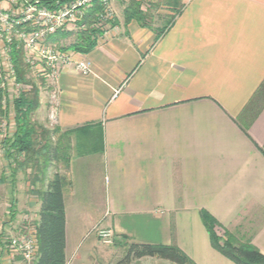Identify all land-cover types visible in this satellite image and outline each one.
Wrapping results in <instances>:
<instances>
[{
    "label": "crops",
    "instance_id": "1",
    "mask_svg": "<svg viewBox=\"0 0 264 264\" xmlns=\"http://www.w3.org/2000/svg\"><path fill=\"white\" fill-rule=\"evenodd\" d=\"M181 5L162 28L120 19L77 57L90 73L60 70L52 106L40 103L57 138L77 130L63 191L67 264L85 222L128 244L175 246L194 264H233L211 247L202 210L218 236L264 255V0Z\"/></svg>",
    "mask_w": 264,
    "mask_h": 264
},
{
    "label": "trees",
    "instance_id": "2",
    "mask_svg": "<svg viewBox=\"0 0 264 264\" xmlns=\"http://www.w3.org/2000/svg\"><path fill=\"white\" fill-rule=\"evenodd\" d=\"M71 0H41L42 5L53 8L56 2L60 6L67 4ZM176 6H182L181 2L175 1ZM158 4L151 3L150 6ZM141 3L131 0L123 10V19L127 23L135 20L142 26H147V12L141 8ZM175 15L180 7H177ZM100 6L97 4L92 7L86 14L77 34V39L62 50H72L81 54L89 53L96 46V39L102 31L94 27L98 23L97 14ZM173 18H171L172 20ZM116 22V20H115ZM9 59L13 67L16 83L27 84L26 73L29 67L23 58V53L18 42H13L10 47ZM3 79L0 80V120L2 122L14 124L13 130L8 129V133L2 137L1 146L3 154L8 162L11 176L15 175L14 166L27 167L38 171L41 180L46 174L47 169L56 162L62 161L65 173H55L49 179L43 190L36 193L40 202L37 212V221L35 223L36 254L31 264H67L65 257V213L63 203V191L71 186L68 174L69 155L71 145L69 136L77 130H69L61 133L56 142H52V137L59 132L55 130H45L36 127L31 119L33 113L37 110L39 104L38 90L32 89L28 92L15 90L12 98L7 100V89ZM264 90V83L260 86V91ZM23 91V90H22ZM12 112L10 122L9 111ZM245 128V127H244ZM245 131V129H244ZM91 153L95 149L90 146ZM99 150H97L98 152ZM102 152V150H100ZM264 153V147L261 149ZM79 155V153H77ZM22 159V162L19 159ZM37 174V172H36ZM37 177L33 178L32 185L36 182ZM38 181V180H37ZM201 222L208 234L211 247L233 264H264V255H262L247 240H240L233 234L223 231L221 237L216 234V229L221 228L217 221L206 211H200ZM120 237L118 245H127L122 242ZM126 250L125 259L139 260L142 258H156L159 260L169 261L173 264H194L182 251L175 246L152 245L144 243H130Z\"/></svg>",
    "mask_w": 264,
    "mask_h": 264
},
{
    "label": "rangeland",
    "instance_id": "3",
    "mask_svg": "<svg viewBox=\"0 0 264 264\" xmlns=\"http://www.w3.org/2000/svg\"><path fill=\"white\" fill-rule=\"evenodd\" d=\"M131 0H114L112 2V10L115 14V24L117 25L124 24L123 19V10L125 6ZM141 3V8L147 12L146 22L150 25H155L159 28H162L166 23L175 16L176 6L175 1L181 2V0H133ZM151 3L158 4L157 6H150ZM168 7L170 8L168 10ZM123 22L121 23V20ZM82 23V22H81ZM81 23H73L67 25L64 29L56 32V41L57 50H62L61 48H66L70 44L74 43L77 39V34L81 30H84ZM120 27V26H119ZM98 30V27H94ZM103 36L99 34L98 37ZM106 37V36H104ZM50 45H52L50 43ZM63 51V50H62ZM66 51H71L73 54L81 56V53L66 49ZM77 60V57H75ZM26 73L27 84L19 83V93L28 92L32 89L38 90L39 104L37 110L33 113L31 119L35 123L36 127H41L45 130H55L51 126H47L45 119H42L45 115L41 110L40 103L46 104V106H52L53 97L51 93L55 90L54 83L50 84L49 81H45L44 77L39 75L35 70L30 69L29 67ZM71 69V68H70ZM5 70V69H4ZM3 71V68L0 69V72ZM8 88L7 97L12 98L13 94H16V88ZM23 90V91H22ZM47 111V110H45ZM10 115V122L12 120L11 110L8 113ZM14 124H8L0 120V235L7 236H17L22 234H30L32 237H35V223L37 221V212L36 202L38 200L35 192L43 190L47 181L52 178L55 173H65L64 164L62 161L53 163L46 171L43 181L41 175L38 174V171L34 169H29L27 167L14 166L15 175L11 176L10 168H8L7 161L4 157V152L1 146L2 137L8 133V129L13 130ZM47 126V127H46ZM58 134V132H57ZM57 134L52 137V142L57 141ZM61 136L59 134L58 138ZM22 162V159H19ZM37 172V174H36ZM37 177L36 182L32 185L33 178ZM38 180V181H37ZM105 228L102 225L98 224L94 228L90 229L87 227L86 222L83 225V230L80 235H77V242L75 249L71 250L68 253V258L70 262L68 264H173L169 261L159 260L156 258H142L139 260H130L125 259L127 245H118L117 238L113 245H103L97 239L96 232L98 229ZM106 229V228H105ZM218 234H221V231L217 230ZM222 236V235H221ZM220 237V236H219ZM120 239V238H119ZM118 239V240H119ZM35 240V239H34ZM3 241V240H2ZM36 242V240H35ZM130 244V243H129ZM72 262V263H71ZM0 264H12L11 257L8 253L2 249L0 246Z\"/></svg>",
    "mask_w": 264,
    "mask_h": 264
},
{
    "label": "built area",
    "instance_id": "4",
    "mask_svg": "<svg viewBox=\"0 0 264 264\" xmlns=\"http://www.w3.org/2000/svg\"><path fill=\"white\" fill-rule=\"evenodd\" d=\"M114 0H71L60 6L56 2L53 8L42 5L41 0H0L8 6H0V80L3 79L7 90L10 87L19 90L15 73L9 59L10 47L18 42L25 63L50 84L54 83L60 70L71 68L81 75L90 73L87 62L77 59L79 55L71 51L57 50L50 45L49 37L64 29L67 25L81 23L86 14L96 4L100 6L95 25L103 36L117 32L115 14L111 8ZM5 69V70H4ZM10 119V118H9ZM97 239L103 245H113L116 236L110 229H98ZM35 237L30 234L17 236L0 235V246L11 257L12 264H31L36 254ZM3 240V241H2Z\"/></svg>",
    "mask_w": 264,
    "mask_h": 264
}]
</instances>
